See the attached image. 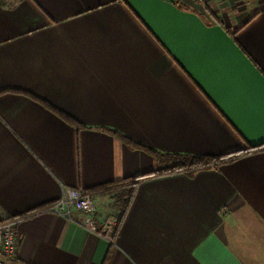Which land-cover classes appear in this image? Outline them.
<instances>
[{
  "label": "crops",
  "instance_id": "obj_1",
  "mask_svg": "<svg viewBox=\"0 0 264 264\" xmlns=\"http://www.w3.org/2000/svg\"><path fill=\"white\" fill-rule=\"evenodd\" d=\"M0 92L9 264H264V148L242 153L264 143V0H0ZM113 130L226 158L140 181L111 242L81 211L26 215L161 167ZM93 198L101 226L117 209Z\"/></svg>",
  "mask_w": 264,
  "mask_h": 264
},
{
  "label": "trees",
  "instance_id": "obj_2",
  "mask_svg": "<svg viewBox=\"0 0 264 264\" xmlns=\"http://www.w3.org/2000/svg\"><path fill=\"white\" fill-rule=\"evenodd\" d=\"M12 91H19L21 93H24L28 95L30 98L41 102L47 108L55 110L49 103L34 96L30 92L20 91V90H12ZM63 116L66 118V120L69 123L75 126H78V125L82 126L81 124H78V122L74 121L68 115H63ZM113 133L118 135L128 144H131L133 146H140L141 148H144V150L154 155L161 165V167L157 169L156 171H151L148 173H144L142 175L129 176L126 178L115 180V181H110L108 183L99 185L92 189H87V190H94L95 192H98L99 190L104 195L109 196V198L112 200L113 205L117 209V213L115 217L117 221V225L115 228L114 236L117 234V232L120 229L123 219L134 197L136 187L140 181H142L143 179L152 177V176L172 174L176 172H187L192 175L196 170L201 169V168L210 167L212 164L217 163L223 160L224 158H226L223 155L211 156V155H193V154H187V153L162 152V151L156 150L148 146L140 145L139 143L134 142L131 138L123 135L122 133L118 131L113 130ZM256 148H264V143L258 147L247 146L245 149L242 150V153L254 150ZM18 216H21V215H18Z\"/></svg>",
  "mask_w": 264,
  "mask_h": 264
},
{
  "label": "built area",
  "instance_id": "obj_3",
  "mask_svg": "<svg viewBox=\"0 0 264 264\" xmlns=\"http://www.w3.org/2000/svg\"><path fill=\"white\" fill-rule=\"evenodd\" d=\"M94 195V190L63 186L60 196L53 203L26 215L39 211H51L67 220H73V210L81 211L85 214L84 221L74 220V222L84 230L111 242L114 240L117 225L116 218L107 217L103 220L101 226H98L94 219V213L96 212ZM23 216L12 215L0 220V264H9L15 257L17 247L16 223Z\"/></svg>",
  "mask_w": 264,
  "mask_h": 264
},
{
  "label": "rangeland",
  "instance_id": "obj_4",
  "mask_svg": "<svg viewBox=\"0 0 264 264\" xmlns=\"http://www.w3.org/2000/svg\"><path fill=\"white\" fill-rule=\"evenodd\" d=\"M116 217V215H114Z\"/></svg>",
  "mask_w": 264,
  "mask_h": 264
}]
</instances>
